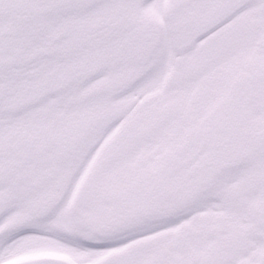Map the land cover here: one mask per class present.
<instances>
[{
  "label": "snow or ice",
  "instance_id": "6c2138e0",
  "mask_svg": "<svg viewBox=\"0 0 264 264\" xmlns=\"http://www.w3.org/2000/svg\"><path fill=\"white\" fill-rule=\"evenodd\" d=\"M0 264H264V0H0Z\"/></svg>",
  "mask_w": 264,
  "mask_h": 264
}]
</instances>
